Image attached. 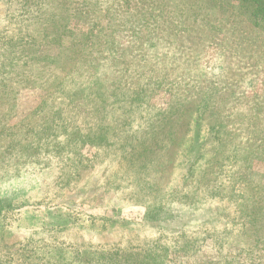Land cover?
I'll return each mask as SVG.
<instances>
[{
    "label": "rangeland",
    "instance_id": "obj_1",
    "mask_svg": "<svg viewBox=\"0 0 264 264\" xmlns=\"http://www.w3.org/2000/svg\"><path fill=\"white\" fill-rule=\"evenodd\" d=\"M67 1L0 0V182L27 188L0 264H264V29L162 24L176 0H115L112 26L114 0ZM29 5L61 24L52 43L16 41Z\"/></svg>",
    "mask_w": 264,
    "mask_h": 264
},
{
    "label": "trees",
    "instance_id": "obj_2",
    "mask_svg": "<svg viewBox=\"0 0 264 264\" xmlns=\"http://www.w3.org/2000/svg\"><path fill=\"white\" fill-rule=\"evenodd\" d=\"M55 1H56V4L59 6V8L60 7L65 8L66 4L69 5L67 0H55ZM186 1H190V2L186 5ZM196 1L197 0H176V3H173L172 5L169 4L167 8H162L158 4L156 7L159 10L156 11V15L162 16L160 18L162 21V24L175 23L177 25L178 22H180L182 24V26H184V28H186L187 30L193 31L195 28H197L198 30H201L200 32L204 33L208 30L216 29L218 25H221L224 22L225 18L223 17V15H224L223 13H225V11H226V14L228 12H233L234 14H237V15H240L241 13H243L247 17V20L249 22H251L255 26H260V28L264 29V0H209L208 6H204L203 4H196ZM229 3H231L230 6L226 5ZM113 6L120 8V6H122V4L116 3L115 0L111 1V4L109 5V9L107 12L108 17H110V20L112 21V26L121 25V22H124L123 16H120L119 13H114L115 11L111 12L110 9ZM27 8H28L27 14L29 15L30 19L33 16L34 17L36 16V17H38V19L41 20V22L39 20L35 21L36 26L39 24L37 26L38 29L36 32L26 31L25 33L22 34V36H20L21 39L20 40L15 39L16 41L28 42V41H32V40H37V37H39V38H41L40 41L43 42V43H41V45H42L45 43H52L61 35V33H60L61 24L59 22L51 23L52 19L50 20L48 18H45L44 16H41L42 12L40 11V8H36V5H29ZM90 11L92 12V9H90ZM107 14H106V16H107ZM127 14L129 16H133L132 11L131 12L127 11ZM69 15L71 16V13ZM48 16H50V14H48L46 17H48ZM56 18H58V17H56ZM65 19H67V17ZM159 20H158V22H159ZM65 23H67V22H65ZM50 25H54V26L49 29ZM68 25L69 24L67 23L64 26L70 32L72 38L74 39L75 36L77 35V33H75L73 31V29L70 30L67 27ZM96 26H97V23L92 24L90 26V32H91L92 28H94ZM47 29H49L50 33L48 32ZM101 30L102 29L100 28L99 29L100 33H101ZM108 39H110V41L112 42L114 37L112 35H109ZM16 41H14V42H16ZM92 49H93V47H91V50ZM76 51L78 53V58L81 55V52H83L84 54L86 52V50H84V49L82 50L81 48L76 50ZM140 51L141 50H138V53ZM11 52H13L12 47H11V45H9L8 49H6V47H5V50L2 51V54H5L4 55L5 59H8L11 61V57H12ZM60 56H61V50H59L57 54L52 56V62L57 61V58L59 59ZM37 58L40 61H42L43 58L45 59L48 57H45V56L41 55L40 53H38ZM87 63L93 68L94 63H93V61H91V59H90V63H89V61ZM11 64H12V62H11ZM123 67L124 66L122 65L121 69ZM119 69L120 68H115V71L117 72V74L120 77L121 75H120L119 71L121 69L120 70ZM53 76H56V75L53 74ZM150 92H152V89H150ZM134 93H135V95H134ZM134 93L131 95V98H130L131 105L137 104L140 101L141 102L144 101L143 97H145L144 95L146 94L145 93V86L142 85ZM140 104H138V105H140ZM205 106H206V104L204 102L199 103V105H198L199 110H203V108H205ZM169 119L171 120V118H169ZM167 123H168V121H167ZM197 138H198V136H197ZM214 145H215V143H214ZM198 157H199V154H197V151H196L195 156L192 158V162L193 163L196 162ZM13 182H15V181H12L11 179H9V180L5 179L2 182H0V220H2L6 216H8L9 214H12L14 212V210L16 209V205L18 204L17 203L18 201H16L18 198H22V197H25L27 195V188L25 187L24 184H21L19 182H15V183H13ZM11 183H13V184H11ZM170 211L174 212L172 207H169L167 209H166V207L157 208L156 210L154 209V210L150 211L148 216H146V220L157 221V219H158L159 221H161L164 219V217H163L164 214L168 213L169 215H171Z\"/></svg>",
    "mask_w": 264,
    "mask_h": 264
}]
</instances>
